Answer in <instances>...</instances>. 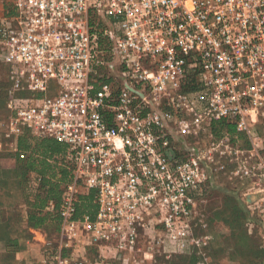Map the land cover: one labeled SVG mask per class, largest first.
<instances>
[{
    "label": "built area",
    "instance_id": "2783aa9c",
    "mask_svg": "<svg viewBox=\"0 0 264 264\" xmlns=\"http://www.w3.org/2000/svg\"><path fill=\"white\" fill-rule=\"evenodd\" d=\"M12 2L16 15L4 18L0 27L2 62L12 91L30 96L6 103L9 132L18 138L27 131L33 139L63 144L64 155L48 161H58L72 173L58 207L66 239L60 248L68 254L62 256L59 248L46 264H83L72 249L79 227L91 242L130 247L157 193L152 168L165 167L153 160L148 147L153 141L149 124L144 131L147 149L137 151L143 132L133 100L112 84L96 88L90 83L96 68L105 65L96 51H157L165 65L197 62L219 67L216 80L239 79L243 73L235 66H264V0ZM50 81L59 89L44 97ZM235 106L220 112H240ZM105 113L113 115L111 125ZM13 150L19 159L27 157ZM163 176L164 188L168 171ZM90 191L96 213L77 218L79 198Z\"/></svg>",
    "mask_w": 264,
    "mask_h": 264
},
{
    "label": "rangeland",
    "instance_id": "374dc122",
    "mask_svg": "<svg viewBox=\"0 0 264 264\" xmlns=\"http://www.w3.org/2000/svg\"><path fill=\"white\" fill-rule=\"evenodd\" d=\"M12 6L11 15H3L0 8V27L4 18L16 15L13 2ZM3 52L0 46V143L4 168L14 170L20 163L13 150L17 138L9 132L6 103L30 94L12 91ZM96 59L105 65L96 68L90 83L96 88L112 84L133 100L143 132L138 135L137 151L147 149L144 131L149 124L153 141L148 147L153 160L165 169L152 168L157 193L148 214L137 224L133 245L121 249L116 243H94L79 227L72 249L79 252L83 264H190L193 255L206 264L212 253L224 247L205 210L223 206L225 197L242 207V229L264 250V66H235L243 76L220 81L217 66L197 62L168 66L157 51L99 49ZM58 89L50 81L43 96ZM235 105L240 112H220ZM104 119L111 125L113 115L105 113ZM165 171L170 179H164L163 188ZM33 177L29 174L23 183L30 195L36 189Z\"/></svg>",
    "mask_w": 264,
    "mask_h": 264
},
{
    "label": "trees",
    "instance_id": "16d2710c",
    "mask_svg": "<svg viewBox=\"0 0 264 264\" xmlns=\"http://www.w3.org/2000/svg\"><path fill=\"white\" fill-rule=\"evenodd\" d=\"M2 1L0 7L2 14H13L11 0ZM18 139L19 151L26 152L27 157L25 159L18 158L19 166L14 170H8L2 164L5 155L1 149L0 183L24 192L25 200L32 211L28 219L35 228L43 226L47 220H50L55 233H58L61 222L58 216V206L63 187L72 181V173L62 163L58 161L51 163L48 160L62 157L65 146L50 139H33L27 131H24ZM29 174L34 176L35 181L39 180L33 195L27 193L26 187L23 185ZM93 201L94 192L92 191L81 196L75 216L77 218L84 215L93 217L97 209ZM50 203L52 204L51 211L45 212V206ZM205 212H208L206 215L224 247L218 254L212 253L206 264H261L264 259V250L242 229L245 218L244 210L234 198L225 197L223 206L211 207ZM189 262L190 264H200L195 255L190 257Z\"/></svg>",
    "mask_w": 264,
    "mask_h": 264
},
{
    "label": "crops",
    "instance_id": "0c3cea01",
    "mask_svg": "<svg viewBox=\"0 0 264 264\" xmlns=\"http://www.w3.org/2000/svg\"><path fill=\"white\" fill-rule=\"evenodd\" d=\"M18 140L14 147L20 150ZM44 209L50 212L52 204ZM30 213L24 192L0 183V264H46L49 255L62 247L61 222L58 233L50 220L35 228L29 222ZM60 250L67 256L68 251Z\"/></svg>",
    "mask_w": 264,
    "mask_h": 264
}]
</instances>
